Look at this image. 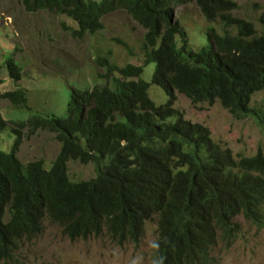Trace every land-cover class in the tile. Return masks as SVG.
Returning <instances> with one entry per match:
<instances>
[{
    "label": "trees",
    "instance_id": "obj_1",
    "mask_svg": "<svg viewBox=\"0 0 264 264\" xmlns=\"http://www.w3.org/2000/svg\"><path fill=\"white\" fill-rule=\"evenodd\" d=\"M27 12H49L72 20L75 39L96 35L103 19L125 11L145 30L141 65L95 63L103 84L72 91L66 117L32 115L25 121L0 116V134L11 126L9 150H0V262H14L20 245L58 225L70 240L104 231L119 244L138 245L148 223L158 219L153 259L159 264H219L220 244L233 245L242 233L237 219L264 228V151L236 157L216 143L210 130L185 120L175 92L194 104L220 102L235 119L254 114V96L264 91V31L232 15L230 0H23ZM194 4L208 23L207 42L195 49L174 6ZM264 27V11L260 15ZM195 47V46H194ZM7 49L0 69L14 84L23 67ZM155 65L151 82L143 79ZM4 81L0 79V86ZM152 85L168 100L157 105ZM0 99L28 107L20 87ZM48 132L60 151L48 168L42 160L23 163L24 138ZM95 167V177L75 182L69 162Z\"/></svg>",
    "mask_w": 264,
    "mask_h": 264
},
{
    "label": "rangeland",
    "instance_id": "obj_2",
    "mask_svg": "<svg viewBox=\"0 0 264 264\" xmlns=\"http://www.w3.org/2000/svg\"><path fill=\"white\" fill-rule=\"evenodd\" d=\"M100 2L101 0H96ZM238 6L232 15L254 24L258 33L264 31L260 22L264 0H230ZM174 18L183 26L193 48L207 42L208 23L194 4L174 6ZM104 29L96 35L75 39L69 28L74 22L65 16L49 12H27L23 0H0V56L10 49L15 61L23 67V78L16 85L8 77L6 69H0L4 82L0 91L20 87L26 92L28 107L18 109L7 100L0 99V116L9 121H25L32 115L65 118L67 103L73 90H91L105 83L99 78L95 60L110 56L113 65H141L142 41L145 30L125 11H115L103 19ZM155 65L146 68L143 79L151 82ZM150 98L157 104H165L166 93L152 85ZM175 108L185 120L207 127L213 140L228 148L236 157H253L264 151V121L256 114L235 119L220 102L213 104L192 103L175 92ZM252 106L264 118V91L257 93ZM24 138L18 150L23 163L42 160L49 168L60 151L54 135L38 132ZM14 137L11 126L0 134V150H9ZM68 175L75 182L95 177L92 164L69 162ZM242 233L233 245L220 244L216 255L219 264H264V228H258L244 220ZM158 219L147 225L146 234L138 245L119 244L106 231L87 240L70 241L58 225L44 220V230L33 240H26L16 252L14 262L0 264H156L153 256L157 241Z\"/></svg>",
    "mask_w": 264,
    "mask_h": 264
},
{
    "label": "clouds",
    "instance_id": "obj_3",
    "mask_svg": "<svg viewBox=\"0 0 264 264\" xmlns=\"http://www.w3.org/2000/svg\"><path fill=\"white\" fill-rule=\"evenodd\" d=\"M156 247H159L158 245H156ZM163 257L161 256L160 258H159V264H163Z\"/></svg>",
    "mask_w": 264,
    "mask_h": 264
}]
</instances>
